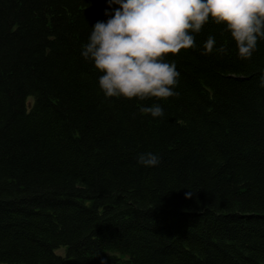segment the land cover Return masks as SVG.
Instances as JSON below:
<instances>
[{
	"label": "trees",
	"instance_id": "obj_1",
	"mask_svg": "<svg viewBox=\"0 0 264 264\" xmlns=\"http://www.w3.org/2000/svg\"><path fill=\"white\" fill-rule=\"evenodd\" d=\"M118 7L0 0V264H264V39L210 18L178 96L105 97L81 53Z\"/></svg>",
	"mask_w": 264,
	"mask_h": 264
},
{
	"label": "clouds",
	"instance_id": "obj_2",
	"mask_svg": "<svg viewBox=\"0 0 264 264\" xmlns=\"http://www.w3.org/2000/svg\"><path fill=\"white\" fill-rule=\"evenodd\" d=\"M119 5L106 22L92 26L82 57L92 60L103 73L98 84L105 97H150L166 100L178 96L173 89L180 73L174 62H165L169 54L195 48L193 33H199L211 18L226 25L238 49L240 59H250L257 41L264 39V0H107ZM107 14V12H106ZM216 40L209 36L202 54L214 50ZM216 51L226 54L221 45ZM264 87V74L260 76ZM141 113L162 117L159 105L141 107ZM137 162L154 167L159 157L148 152Z\"/></svg>",
	"mask_w": 264,
	"mask_h": 264
}]
</instances>
